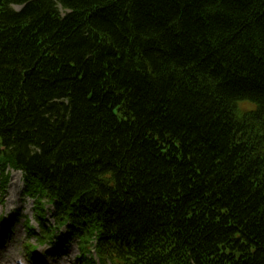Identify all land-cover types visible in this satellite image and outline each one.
I'll return each mask as SVG.
<instances>
[{
    "label": "trees",
    "instance_id": "1",
    "mask_svg": "<svg viewBox=\"0 0 264 264\" xmlns=\"http://www.w3.org/2000/svg\"><path fill=\"white\" fill-rule=\"evenodd\" d=\"M12 171L80 264H264V0H0Z\"/></svg>",
    "mask_w": 264,
    "mask_h": 264
},
{
    "label": "rangeland",
    "instance_id": "2",
    "mask_svg": "<svg viewBox=\"0 0 264 264\" xmlns=\"http://www.w3.org/2000/svg\"><path fill=\"white\" fill-rule=\"evenodd\" d=\"M253 108L254 105L252 109ZM23 190V174L20 171H12L10 173L8 187L3 193L0 191V233L2 231V225L8 222L13 224L10 239L2 240L3 243L0 248V264H9V261H13L17 258L25 259V246L27 244L37 245V240L31 238L26 229L27 220H30L35 224L34 203L32 200L24 196ZM48 215L51 220V214ZM16 218H18V220L14 222ZM48 251H50V249H47L46 251L44 247H38L37 254L40 255L44 252L47 253ZM81 253L80 244L72 242L68 245V249L65 253L66 255L57 260L48 259V263L79 264L78 257Z\"/></svg>",
    "mask_w": 264,
    "mask_h": 264
}]
</instances>
